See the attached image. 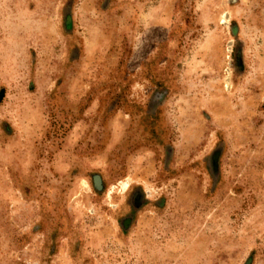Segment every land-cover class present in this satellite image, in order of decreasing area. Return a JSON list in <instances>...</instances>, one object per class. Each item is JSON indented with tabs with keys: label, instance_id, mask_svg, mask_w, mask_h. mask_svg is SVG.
Here are the masks:
<instances>
[{
	"label": "rangeland",
	"instance_id": "obj_1",
	"mask_svg": "<svg viewBox=\"0 0 264 264\" xmlns=\"http://www.w3.org/2000/svg\"><path fill=\"white\" fill-rule=\"evenodd\" d=\"M0 264H264V0H0Z\"/></svg>",
	"mask_w": 264,
	"mask_h": 264
}]
</instances>
